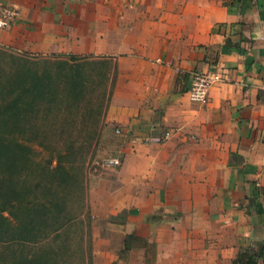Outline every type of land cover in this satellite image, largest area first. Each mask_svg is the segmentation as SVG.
I'll list each match as a JSON object with an SVG mask.
<instances>
[{"label": "crops", "instance_id": "obj_1", "mask_svg": "<svg viewBox=\"0 0 264 264\" xmlns=\"http://www.w3.org/2000/svg\"><path fill=\"white\" fill-rule=\"evenodd\" d=\"M0 2L21 12L0 28L2 44L116 56L107 121L139 138L118 155L127 201L121 230L111 231L128 252L122 262L233 264L246 250L264 264V0ZM119 3L120 28L104 18V49L89 32L83 47L81 22L97 14L90 6ZM204 70L222 76L206 103L188 93ZM127 234L143 245L126 249Z\"/></svg>", "mask_w": 264, "mask_h": 264}, {"label": "rangeland", "instance_id": "obj_2", "mask_svg": "<svg viewBox=\"0 0 264 264\" xmlns=\"http://www.w3.org/2000/svg\"><path fill=\"white\" fill-rule=\"evenodd\" d=\"M90 7L91 12L97 14L92 15L95 17L93 20L81 22V42L83 47L90 45L84 39V33L89 32L93 36L91 39L98 40L100 48L104 49V41L99 38L105 34L104 18L108 16L110 21L107 22L114 29L120 28V15L126 12V6L119 3L110 5L109 9L104 5ZM127 11L135 13L136 7L128 6ZM133 39L136 40V37ZM0 49L14 54L34 52L18 51L14 46L2 43ZM115 57L103 53L96 55L86 93L69 99L73 105L71 101L70 106L64 103L57 113L58 117L52 110L49 116L51 125H31L28 128V143L35 148L33 158L35 163H39L31 167L29 179L39 180V174L43 173L45 184L50 186L46 181L52 182V179L59 184L64 176L62 171L56 176L51 172V166L58 163L63 170L70 168L73 174L68 184L58 188L55 198L54 193L45 192L59 204L52 206L54 210H63L68 218L74 217L58 239L49 241L53 244L69 243L62 264H128L121 260L128 252L121 249L120 235L111 231L121 230V208L127 201L119 184L122 163L115 165L109 159L122 155L126 140L137 136L131 130L119 145L116 126L107 121L108 107L119 74L118 64H114ZM132 200L135 201V198ZM4 213L9 214L8 211ZM10 244L9 240L0 241V264H28L25 258L21 262L10 253H3L5 245L10 251ZM17 248L22 246L17 245ZM15 249L16 246H13Z\"/></svg>", "mask_w": 264, "mask_h": 264}, {"label": "trees", "instance_id": "obj_3", "mask_svg": "<svg viewBox=\"0 0 264 264\" xmlns=\"http://www.w3.org/2000/svg\"><path fill=\"white\" fill-rule=\"evenodd\" d=\"M95 57L73 52L14 54L0 49V241H11L10 251L5 245L3 253H10L21 262L23 258L28 264L65 262L63 257L69 243L49 241L58 239L74 217L68 218L63 210H54L52 206L59 205L53 199L58 188L68 184L73 174L70 168L63 170L58 163L51 166V172L56 176L62 171L64 176L59 184L55 179L46 181L50 186L45 184L43 173L39 174V180L29 179L31 167L39 163L33 158L35 148L28 143V128L51 125L52 110L58 117L64 103L70 106L69 99L86 93ZM117 128L120 145L127 132ZM46 191L54 193V198L46 196ZM142 240L135 234H127L125 247L142 246ZM233 264L258 262L242 250Z\"/></svg>", "mask_w": 264, "mask_h": 264}, {"label": "built area", "instance_id": "obj_4", "mask_svg": "<svg viewBox=\"0 0 264 264\" xmlns=\"http://www.w3.org/2000/svg\"><path fill=\"white\" fill-rule=\"evenodd\" d=\"M21 12L17 5L0 2V28L10 27L20 18ZM222 80L221 74L217 70L196 71L192 75L191 85L188 89L189 96L192 100L206 103L209 101V91L211 86ZM264 95V83L261 86ZM119 129L117 128L116 131ZM171 131L163 134L164 139L170 137ZM154 139V138H153ZM149 138L146 139V142ZM112 164H119L120 157L113 156L109 159Z\"/></svg>", "mask_w": 264, "mask_h": 264}]
</instances>
